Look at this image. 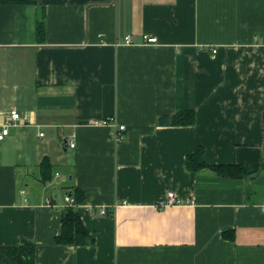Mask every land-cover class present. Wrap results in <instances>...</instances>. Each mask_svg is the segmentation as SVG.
I'll return each mask as SVG.
<instances>
[{
    "label": "crops",
    "instance_id": "obj_1",
    "mask_svg": "<svg viewBox=\"0 0 264 264\" xmlns=\"http://www.w3.org/2000/svg\"><path fill=\"white\" fill-rule=\"evenodd\" d=\"M12 109L23 119L0 141V245L34 242L36 264H264V0L2 7L0 123ZM184 110L195 125L168 124ZM95 119L124 125L122 141ZM198 147L209 165L261 170L188 171ZM77 190L95 242L59 246ZM170 193L179 204H164Z\"/></svg>",
    "mask_w": 264,
    "mask_h": 264
},
{
    "label": "trees",
    "instance_id": "obj_2",
    "mask_svg": "<svg viewBox=\"0 0 264 264\" xmlns=\"http://www.w3.org/2000/svg\"><path fill=\"white\" fill-rule=\"evenodd\" d=\"M39 0H0L2 7H25L34 6ZM37 38L40 43L46 40L45 16L42 13L37 22ZM197 115L194 110L179 111L173 116L167 117V122L172 126H192L195 125ZM205 150L198 147L196 151L187 156L185 167L188 171L198 172L209 168L221 177L231 179H243L260 172V166H245L238 164H218L209 165L204 160ZM41 182L48 183L53 180V168L48 158L40 164ZM71 196V195H70ZM75 203L68 205L63 210L61 233L55 238V243L59 246H90L95 240L91 231L84 225L77 206L84 201V194L76 191L74 195ZM225 237H231L225 233ZM36 249L34 242L23 240L18 245H0V264H36Z\"/></svg>",
    "mask_w": 264,
    "mask_h": 264
},
{
    "label": "built area",
    "instance_id": "obj_3",
    "mask_svg": "<svg viewBox=\"0 0 264 264\" xmlns=\"http://www.w3.org/2000/svg\"><path fill=\"white\" fill-rule=\"evenodd\" d=\"M126 44H132V36L128 35L125 38ZM144 42L146 44H154L158 43L157 37L149 36V35H144ZM213 53H217V50H214ZM23 119V115L21 112H19L17 109H12L8 112L7 114V120L3 123H0V141H4L7 136L10 134V127L16 123L21 122ZM114 119H95L90 121V125L94 126H113L114 131H113V138L116 142H121L123 139V131L126 130V127L124 125H119L116 120ZM43 136V134H41ZM75 135L72 136V139L70 141V147L75 148L76 144L74 141ZM65 202L68 205H73L75 203V200L72 196L66 195L65 196ZM190 203H193L194 200L190 199ZM50 204L51 201H48ZM180 201L176 198L175 193H170L168 195L167 200L164 202L165 205H176L179 204ZM264 210V209H263ZM102 215H106L107 211L106 209H102L100 212Z\"/></svg>",
    "mask_w": 264,
    "mask_h": 264
}]
</instances>
